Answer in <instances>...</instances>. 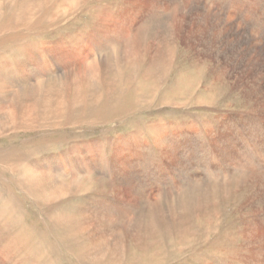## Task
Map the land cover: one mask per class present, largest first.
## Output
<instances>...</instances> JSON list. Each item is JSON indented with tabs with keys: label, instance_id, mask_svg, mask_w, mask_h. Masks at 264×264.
Here are the masks:
<instances>
[{
	"label": "rangeland",
	"instance_id": "374dc122",
	"mask_svg": "<svg viewBox=\"0 0 264 264\" xmlns=\"http://www.w3.org/2000/svg\"><path fill=\"white\" fill-rule=\"evenodd\" d=\"M29 1H31L33 4L34 2L38 4H34L38 12V17L32 21L34 26L33 28L28 26L29 31H25L27 28L20 31V33L26 36L24 38L26 40L19 42L20 44L17 42V45H19L18 47H23L25 44L24 42L35 43L37 45L36 55L38 58L36 59V64L38 66L41 64V60L45 61L48 65H52L55 62H58L57 64L59 65H61L60 63H64V65L66 64L69 67L66 68L68 72L72 73L74 69H80L81 66L83 70H86L89 66L88 63H92L93 67L95 66L94 68H96L97 65L94 60L101 55L105 56L106 58V62L104 65L109 64V66H105V69L102 68L103 71H106V74H102L101 76L98 74L95 75V77L86 78L88 82L95 80L99 82H94V84H92L93 89L91 88V86L88 87L89 89H87L88 91L86 90L87 93H85L86 97L82 96V98L84 99L80 104L75 106L74 103H71L69 104V108L65 109L64 117H66V120L64 123H66V125L64 127L53 129L52 127L44 126L42 128L36 129L33 132L29 131L28 133H14L13 135H11V138L3 139L0 141V150L4 155H6L10 163L16 162L23 157H29L30 162H32L35 158L34 155H29V153H31L32 151H36L39 157L43 155H49V148H52L53 146H46V144H50L51 141H54L57 144V148L62 151L76 150L79 147V154L86 156L89 148L94 147L95 150L100 149L99 151L104 154L102 157V162L104 163V165H99V170L104 171L100 174L94 175L93 177L95 187L87 194L77 197L70 196L66 200V203L59 205H56L55 203L44 205L45 203L42 202L39 198L34 197L32 193L22 188L23 177L19 173H15L13 172V169L9 168L4 171L0 169V197L3 196L5 191H11L16 196H18V198L15 197L17 203H19L17 204L18 211L15 214L17 216L21 215V219H19L18 222L25 227L26 231L30 233L32 237H42L44 239V242L34 245L31 248V251L27 253L25 251L29 247V243L23 242L21 245V249H18L14 253L17 261L20 264H102V262L103 264H118L119 262H121L117 261V259L112 254L113 251L114 254L118 255V257L121 255L120 250H118L119 253H115L116 248L113 243H111L112 245L110 247L109 242L105 241V244L104 242H99L100 244L95 245L96 247H93L94 244L92 242V239L94 241V238H90L91 246L93 247L92 248L90 246V242L88 241L89 239L81 235H79L78 237H74L75 240L77 239L76 241L78 245L76 244V246L74 244L76 243V241L72 238L73 236H70L68 238L64 237L65 239L63 238L59 240L54 237L56 233L55 227L57 226V222H53V220H50L49 217L48 220L47 218H45V214L49 215L54 212L57 216L58 213L63 210H68L71 212H73L74 210H80V212L88 214L86 215L87 218L85 220L86 222L89 221L87 224L92 225H106V220L104 221L102 215L105 218L111 216L119 217V221H117V223L119 225L121 224V228H123L122 230L125 232L126 230H130V234L126 238H128L132 243L133 255L128 258V262H131L132 264H252L253 261L251 257H249L251 256L250 246L255 243L257 239L264 241V237H261L262 235H264V223L261 219V213H259L260 210H258V206H264V196L262 194L260 197H258V199L254 198V193H260L256 188L257 183L255 182V180L252 178L255 184L243 183L242 181H240L242 177L240 168H238L237 170H233L224 165L225 156L221 157L220 154L216 150H214V144L212 140H210L207 133L216 129H219V131L222 130L221 133H226L225 128L222 129V120H224V117L231 118L234 113L244 114L247 112H253L254 114L264 118V103L261 97H258L259 90L257 88V85L259 82L256 81L260 79V75L256 74L255 76L251 77L248 75L237 74L236 69H234L236 64L233 59V54L223 55L224 50L227 49V47H233L234 45H236L243 35L247 37L248 44H238L241 45L240 51H255L257 43L261 39L259 29H257V26L252 22L251 14H247V16H245L241 13V10L245 9L246 7L258 8L259 5H256L257 0ZM166 1H168V4ZM154 2L156 3L154 4ZM180 2H182L181 5H179ZM193 2H195L196 6H194V10L191 11L190 14H188L187 11H190L188 10V8L190 6H193ZM209 4L215 6L216 10H221L223 7L222 5H224V15H221L222 18L217 17L213 21L214 23L204 17V7L209 6ZM153 5L154 7H152ZM225 6L227 9L225 8ZM158 13L163 15L161 16ZM168 13H170L172 16ZM166 14L169 16H167ZM21 15L25 14L22 13ZM198 15H200L202 18H200V16L198 17ZM161 17L162 20L159 21ZM170 17L172 18L170 19ZM180 20L181 22H179ZM200 22L203 23L201 24ZM149 23L151 26L153 25L152 28L149 27ZM207 24H209L210 26ZM115 25L116 30L114 29ZM164 25L166 28L164 27ZM105 27L108 28L105 29ZM178 27L179 29H177ZM163 28H165V30ZM104 29L106 30V32L111 31L115 34L114 36L111 35L109 37V40L105 43H100L102 47L100 44L98 45V47H96V44L99 43L98 37L103 35L105 31ZM148 31H150V34L147 33ZM227 32L231 34H228ZM170 33L172 34L170 35ZM215 33L217 34L215 35ZM11 34L13 33H10L8 36H4L6 38L2 37L3 40L8 38L6 40L7 43L4 42L2 44V47L7 52L5 57L6 60L9 59L10 61L12 59L15 60V56L13 55L15 52H12L13 49H11L15 46L10 43L12 41L9 37ZM27 35L29 36L27 37ZM80 35H82V40L80 39V42L78 43L75 39H77L76 36ZM230 37L232 40L229 39ZM120 38L124 39L122 40ZM250 38L252 41L250 40ZM200 39L202 43H200ZM190 40H192L193 42ZM89 42L91 43L89 44ZM198 43L200 45H198ZM112 44H115V46H117L115 47L116 51H113V48H110L112 47ZM202 44H204V47L206 44L207 45L204 48L203 46H201ZM83 45L84 47L86 46L83 49L86 56V58L82 61L83 65L82 63L73 65V61H75L74 58H70L69 62H66V53L68 55H72V52H76L77 49L81 48V46ZM211 45H213V47ZM99 46L101 48V51H99ZM145 48L147 52L146 50H142ZM170 48L172 49L170 50ZM208 48L210 52H208ZM162 51L164 53H162ZM207 52L210 55L207 54ZM92 53L95 54L96 57H89L93 55ZM203 54L204 56H202ZM124 55H126L125 58ZM152 55L154 56L152 57ZM212 55L214 56V60L212 58ZM134 56L137 57V60L135 62L131 59V57L135 58ZM148 57H152L154 59H152L151 61V58L149 59ZM169 58L173 62L171 60L169 61ZM198 59L199 61L197 63ZM211 59L213 60V63ZM129 63L132 64L133 69H131L130 67L131 73L129 77H127L128 90L126 93V89L125 91L124 89H122V83L126 80L115 77V72H113V69L116 65L122 66ZM196 64H198V66ZM76 65L77 67H75ZM151 67H153L154 69ZM157 70H160V75L158 76L159 82L157 84H154L149 78H152L156 74ZM54 78V76L50 77V79ZM108 79L114 81L116 86L113 95H111L112 98L110 99L109 103L107 105L105 104V106L103 107V105L97 102V96L99 95V93L106 94L105 92L108 90V87H110V85L108 84ZM67 80H73L72 76L67 77ZM128 80L130 81V83L128 82ZM104 83H106V86ZM68 84L70 86L67 87V92H65L69 96H71V92L73 94V89H71L72 85L69 82L66 83L67 86ZM86 84L87 83L83 85L85 86ZM143 87L147 89V100L144 102H134L131 103V107H125V103L127 101L130 103L131 100L135 98V95L132 94V90L139 91ZM68 88L70 90H68ZM148 88L152 91H149ZM127 95H129L130 97ZM72 98L73 97H71V102H73ZM85 99H88L89 101ZM107 99L109 98L104 97V100ZM169 101L172 103L170 106H168V104L170 103ZM230 102L233 103L231 104ZM85 108L88 110L86 111ZM254 109L256 112H254ZM120 110L123 112H121ZM82 111L84 114L82 113ZM5 116L7 117L6 114ZM218 117L223 118L218 119ZM262 120L263 119L256 118L258 132L254 133V136H251L252 141L251 138L248 140V146H250H247V151H249V154H251L252 156H255L258 159L260 158L263 162L264 120ZM162 125L169 126L170 132L179 134V138L177 140L175 138V140L178 144V150H180V152L184 150L185 146H189L188 150L190 149L192 155L188 159H190L189 161L192 164H196L199 162V168L196 167L197 169H195V172L198 171L197 179L198 177H200L202 179L201 182H194V180H192L194 174L192 172L182 170L184 175L187 176V178L185 179L188 180L189 178L190 181L184 179V186L179 190H176V186H173V184L175 183L171 184L170 182L168 184L165 183L164 180L162 181V178H160L159 176L154 177L146 175L147 171L150 170V168H154L155 164H158V169L160 171H164L165 167H173L172 165H165V158L163 159L161 152H159L161 150H157V145L156 148L153 147L155 143L153 142L155 140L153 138H155V133H157V130H153L152 127L163 128L161 127ZM190 129L193 131L195 130L196 137H193L192 139L187 138L186 136ZM139 130H141L140 133L142 134V142L148 145L149 143L152 144V148H146V162L143 163V165L140 164V160L134 161L138 162L140 169L139 171H141L139 173V178L140 182L142 183L139 182L140 184H137V181L135 180L133 181L134 184L131 182V188L129 185L123 184L124 190L121 188L123 186H119L114 190L113 188H111V185L116 182L117 177L113 175L115 173H111V171H109L111 168V160L114 158V156L116 157L117 155V159H120L119 161L130 159L129 161L132 162V160H134L135 156H137L138 154L137 151H135L133 155L122 154L120 153L119 147L118 150H116L117 144L122 139L126 138L127 140L130 136L132 137L133 135L137 134ZM219 131L216 130V133L218 134ZM234 131L236 130H232V132ZM188 139L190 140V143L186 144L185 140ZM260 141L262 142L260 143ZM210 142L212 144H210ZM162 152L163 155H165L166 149L162 150ZM197 156L199 158H197ZM133 165L134 163H132L131 166ZM123 168L121 167L122 170ZM167 171L174 172L171 170ZM180 181H183L181 177L178 179V184ZM241 182L242 184H244L243 186H241ZM253 185H255V187ZM126 186H128L129 189ZM101 187H103L105 191H102ZM126 188L128 189L127 191ZM146 194H149V196L147 197ZM208 196L211 198V202H209L208 204L209 206L206 205L208 202ZM196 197L197 199L199 198L198 202L195 200ZM93 198H110L113 202H110L109 204L102 203L103 209H101L99 206L93 205L94 202L91 201V199ZM216 199L219 200L218 205L213 204V200L215 203ZM253 199L255 201L257 200L256 203L258 204H256ZM192 202L194 204H192ZM168 206L171 207L173 213L172 218H169L166 213L160 212L162 207L163 210H167ZM179 207L182 209H180L179 211L175 210V208L178 209ZM198 207L201 211L198 209ZM105 209H110L111 211L105 212ZM195 209L197 211H195ZM95 214L99 216L98 220H96L97 216L95 218ZM123 217H127L128 220ZM153 217L155 218V221L151 222L153 220ZM208 220L210 221L208 222ZM0 221H2L1 217ZM70 221L71 218H69L67 222ZM71 222L76 221L72 220ZM144 227L145 229H143ZM245 227H247L248 229ZM208 228L209 230H207ZM166 229L168 230L166 231ZM252 230H254L255 233ZM257 231L259 233H257ZM244 233H248V235L246 234L247 238L245 237ZM188 234L191 235L189 236ZM197 234L198 236H196ZM2 236L0 237V249L4 248L3 245L8 246L10 241V239L8 238V234L5 233ZM251 236H254L253 238L256 240L251 238ZM65 240L67 243L65 242ZM179 240L180 242H178ZM83 242L87 243L84 244ZM89 246L91 248L88 250ZM82 249L84 252L79 251H82ZM84 249H87L88 251ZM92 249H94L95 252H93L94 250L92 251ZM138 249H144V251L146 250V263H141V260H138L140 259L139 257H141L139 256L141 253ZM75 250L78 252H76ZM77 253H81V255L83 256L79 257L80 254L78 255ZM86 253L88 255H86ZM89 255L90 258L92 257L91 259H88ZM246 257H248V259Z\"/></svg>",
	"mask_w": 264,
	"mask_h": 264
},
{
	"label": "bare ground",
	"instance_id": "6f19581e",
	"mask_svg": "<svg viewBox=\"0 0 264 264\" xmlns=\"http://www.w3.org/2000/svg\"><path fill=\"white\" fill-rule=\"evenodd\" d=\"M89 1V0H88ZM160 1V0H159ZM190 1V0H189ZM188 1V2H189ZM195 1V0H194ZM216 1V0H215ZM162 2V1H161ZM168 4V1H166ZM213 2V1H212ZM236 2V1H235ZM88 3V2H87ZM156 2H154L155 4ZM182 2H180L179 5H181ZM185 3V2H184ZM35 5H38L37 3L34 2ZM31 1L29 0H0V141L3 139H9L11 138V135L14 133H28L29 131L33 132L36 129L42 128L44 126H49L52 127L53 129L59 128V127H64L66 125L65 120L66 117H64L65 109L69 108V104L74 103V105H78L82 102L84 98L82 96H85V93H87L88 87L94 84V82H99V81H90L86 79L87 77H95V75H102L106 74L105 66L108 67V65H104L106 62L105 56L101 55L97 58H95L94 62L96 63L97 67L94 68L92 63H88V67L86 70L82 69V66L80 69L76 68L73 70L72 73H69L66 68H69L66 64L60 63L61 65L57 64L58 62H55L54 64H46L45 61L41 60V64L38 66L36 64V59L38 58L36 53H37V45L35 43H26L24 42L23 47H18L17 45L21 41H25L24 39L26 36H24L22 33H20L21 30L26 29L25 31H29L28 26L33 28V20L38 17V12L37 9ZM177 4V3H176ZM263 4V5H262ZM259 5L258 8H251V7H246L245 9L241 10V13L245 16L247 14H251L252 22L257 26L256 28L259 29V33L261 36L260 41L257 43L255 51L252 50H243L240 51V46L238 44H248L247 42V37L245 35L241 36L240 40L236 45L233 47H227V49L224 50V54H233V59L235 61V68L237 71V74L239 75H248V76H255L256 74L260 75V79L256 80L258 83L257 88L259 90L258 97L263 100L264 103V3L263 0H257V4ZM261 5V6H260ZM121 6V5H120ZM160 6V5H159ZM162 6V5H161ZM169 6V5H168ZM178 6V5H177ZM185 6V5H184ZM188 6V5H187ZM194 6H196L195 2H193V6H190L187 11L188 14L191 13V11L194 10ZM221 10H216L215 6L209 4V6L204 7V17L209 19L210 21H214L217 17H221V15H224V5H222ZM241 6V5H240ZM244 6V5H243ZM154 7V5L152 6ZM174 7V6H173ZM101 8V7H100ZM157 8V6H156ZM160 8V7H159ZM167 8V7H166ZM171 8V7H170ZM226 8V6H225ZM242 8V7H241ZM176 9V7H175ZM227 9V8H226ZM239 9V8H238ZM182 10V9H181ZM196 10V9H195ZM230 10V9H229ZM228 10V11H229ZM233 10V9H232ZM146 11V10H145ZM160 11V10H159ZM177 11V10H176ZM240 11V10H239ZM158 12V11H157ZM163 12V11H162ZM161 12V13H162ZM173 12V11H172ZM183 12V11H182ZM181 12V13H182ZM201 12V11H200ZM231 12V11H230ZM24 13L25 15H21ZM151 13V12H150ZM156 13V12H155ZM180 13V12H179ZM197 13V12H196ZM232 13V12H231ZM147 14V13H146ZM153 14V13H152ZM157 14V13H156ZM160 14V13H158ZM170 14V13H168ZM198 14V13H197ZM239 14V13H238ZM241 14V15H242ZM59 15V14H58ZM150 15V14H149ZM161 15V14H160ZM163 15V14H162ZM161 15V16H162ZM167 15V14H166ZM171 15V14H170ZM179 15V14H178ZM183 15V14H182ZM65 16V15H64ZM99 16V15H98ZM158 16V15H157ZM169 16V15H167ZM172 16V15H171ZM200 15H198L199 17ZM232 16V15H231ZM149 17V16H148ZM156 17V16H155ZM203 17V18H204ZM224 17V16H223ZM172 17H170L171 19ZM193 18V17H192ZM197 18V17H196ZM200 18H202L200 16ZM205 18V19H206ZM222 18V17H221ZM149 19V18H148ZM169 19V18H168ZM182 19V18H181ZM228 19V17H227ZM243 19V18H242ZM38 20V19H37ZM100 20V19H99ZM162 20L159 19V21ZM164 20V19H163ZM194 20V19H193ZM106 21V20H105ZM221 21V20H220ZM25 22V23H22ZM126 22V21H125ZM150 22V21H149ZM163 22V21H162ZM181 22V20L179 21ZM184 22V20H183ZM198 22V21H197ZM228 22V21H227ZM232 22V21H231ZM230 22V23H231ZM22 23V24H21ZM148 23V22H147ZM201 24L203 22H200ZM206 23V22H205ZM204 23V24H205ZM214 23V22H213ZM220 23V22H219ZM218 23V24H219ZM224 23V22H223ZM222 23V24H223ZM114 24V23H113ZM221 24V25H222ZM110 25V24H109ZM163 25V24H162ZM161 25V26H162ZM200 25V24H199ZM209 25V24H207ZM212 25V23H211ZM215 25V24H213ZM236 25V24H235ZM245 25V24H244ZM102 26V25H101ZM153 26V25H152ZM152 26L149 23V27L152 28ZM158 26V25H157ZM160 26V25H159ZM177 26V25H176ZM210 26V25H209ZM225 26V25H224ZM165 27V25H164ZM175 27V26H174ZM192 27V26H191ZM205 27V25H204ZM233 27V26H232ZM239 27V26H238ZM30 28V29H31ZM108 28V27H107ZM105 27V29H107ZM116 28V25L114 29ZM137 28V27H136ZM157 28V27H156ZM162 28V27H160ZM166 28V27H165ZM165 28H163L165 30ZM169 28V27H168ZM167 28V29H168ZM104 29V30H105ZM123 29V28H122ZM135 29V28H134ZM142 29V28H140ZM138 29V30H140ZM162 29V30H163ZM171 29V27H170ZM174 29V28H173ZM179 29V27L177 28ZM204 29V28H203ZM201 29V30H203ZM207 29V28H206ZM103 30V31H104ZM112 30V29H111ZM116 30V29H115ZM126 30V29H124ZM128 30V29H127ZM148 30V29H147ZM159 30V29H157ZM161 30V31H162ZM169 30V29H168ZM151 31V29H150ZM148 31L147 33H149ZM178 31V30H177ZM183 31V30H182ZM180 31V32H182ZM215 31V30H214ZM220 31V30H219ZM228 31V29H227ZM120 32V31H119ZM129 32V31H128ZM155 32V31H154ZM163 32V31H162ZM221 32V31H220ZM230 32V31H229ZM10 33L11 34L9 37L11 39L12 43L15 47L11 48L13 49L12 52H15L13 55L15 56L12 62L9 59L6 60V51L2 47V44L6 42L5 39L3 40L2 37L8 36ZM31 33V32H30ZM136 33V32H135ZM134 33V34H135ZM138 33V32H137ZM173 33V32H172ZM170 33V35L172 34ZM228 33V32H227ZM34 34V33H33ZM114 32L106 30L104 31L103 35L98 37V44H96V47L100 43H105L106 41L109 40V37L111 35L114 36ZM133 34V35H134ZM141 34V33H140ZM150 34V33H149ZM197 34V33H196ZM217 33H215L216 35ZM231 34V33H228ZM32 35V34H31ZM30 35V36H31ZM90 35V34H89ZM95 35V34H94ZM127 35V33H126ZM142 35V34H141ZM145 35V34H144ZM203 35V33H202ZM248 35V34H247ZM24 36V37H23ZM29 35H27L28 37ZM81 36H76L77 39H75L78 43L80 42ZM137 36V35H136ZM158 36V35H155ZM162 36V35H161ZM174 36V35H173ZM223 36V35H222ZM91 37V36H90ZM194 37V36H192ZM191 37V38H192ZM6 38V37H4ZM96 38V37H95ZM118 38V35H117ZM135 38V37H134ZM146 38V37H145ZM157 38V37H156ZM190 38V39H191ZM196 38V37H195ZM206 38V37H205ZM204 38V39H205ZM35 39V38H34ZM122 39V38H120ZM124 39V38H123ZM122 39V40H123ZM160 39V38H159ZM168 39V38H167ZM194 39V38H193ZM213 39V38H209ZM219 39V38H218ZM230 40L231 37L229 38ZM237 39V38H236ZM18 40V41H17ZM20 40V41H19ZM82 40V39H81ZM85 40V39H84ZM115 40V39H114ZM113 40V41H114ZM118 40V39H117ZM158 40V39H157ZM162 40V39H161ZM206 40V39H205ZM204 40V41H205ZM224 40V39H223ZM228 40V39H227ZM229 40V41H230ZM251 40V38H250ZM62 41V40H61ZM88 41V40H87ZM112 41V42H113ZM134 41V40H133ZM192 41V40H190ZM207 41V40H206ZM214 41V40H213ZM252 41V40H251ZM9 42V40H8ZM18 42V43H17ZM58 42V41H57ZM96 42V41H95ZM115 42V41H114ZM113 42V43H114ZM149 42V41H148ZM193 42V41H192ZM191 42V43H192ZM217 42V41H216ZM7 43V42H6ZM91 42H89L90 44ZM120 43V42H119ZM200 43L201 39H200ZM204 43V42H203ZM212 43V42H211ZM215 43V42H213ZM218 43V42H217ZM20 44V43H19ZM84 44V42H83ZM88 44V43H87ZM195 44V43H194ZM253 44V43H252ZM9 45V44H7ZM101 45V44H100ZM106 45V44H105ZM175 45V44H174ZM198 45H200L198 43ZM202 44L201 46H203ZM207 45V44H206ZM205 45V47H206ZM238 45V46H237ZM245 45V46H246ZM4 46V45H3ZM45 46V45H44ZM48 46V45H46ZM56 46V45H55ZM58 46V45H57ZM89 46V45H88ZM104 46V45H103ZM176 46V45H175ZM213 47V45H211ZM253 46V45H252ZM13 47V46H12ZM60 47V45H59ZM86 47V46H85ZM84 45L81 46V48L77 49V51L72 52V55H68L66 53V62H69L70 58H74L75 61H73L74 64H81L82 61L86 58L85 53H84ZM102 47V45H101ZM115 44H112L113 51L115 50ZM172 47V46H171ZM204 47V46H203ZM204 47V48H205ZM209 47V46H207ZM49 48V47H48ZM56 48V47H55ZM148 48V47H147ZM152 48V46H151ZM59 49V48H58ZM172 48H170L171 50ZM211 49V48H210ZM9 50V49H8ZM57 50V49H56ZM120 50V49H119ZM142 50H146L142 49ZM141 50V51H142ZM150 50V49H149ZM200 50V49H199ZM206 50V49H205ZM10 51V50H9ZM99 51H101V48L99 46ZM160 51V50H159ZM165 51V49H164ZM213 51V50H212ZM211 51V52H212ZM215 51V50H214ZM11 52V51H10ZM87 52V51H86ZM92 52V50H91ZM147 52V50H146ZM155 52V51H154ZM186 52V51H185ZM193 52V51H192ZM208 52L209 48H208ZM207 52V54H209ZM9 53V52H8ZM90 53V52H89ZM159 53V52H158ZM162 53H164L162 51ZM57 54V53H56ZM93 54V53H92ZM133 54V53H132ZM157 54V53H156ZM198 54V53H197ZM214 54V53H213ZM218 54V53H217ZM8 55V54H7ZM12 55V54H11ZM12 55V56H13ZM144 55V54H143ZM146 55V53H145ZM158 55V54H157ZM189 55V54H188ZM196 55V54H195ZM210 55V54H209ZM109 56V55H108ZM126 55H124L125 58ZM132 56V55H131ZM150 56V55H148ZM154 55H152L153 57ZM173 56V55H172ZM200 56V55H199ZM198 56V57H199ZM204 56V54L202 55ZM218 56V55H217ZM59 57V56H58ZM63 57V56H62ZM89 57H96L95 54L89 56ZM130 57V56H129ZM135 58H132V61H136L137 57L134 56ZM146 57V56H144ZM151 58L152 59L154 58ZM170 57V56H169ZM175 57V56H174ZM214 56L212 55V58ZM220 57V56H219ZM13 58V57H12ZM149 58V57H148ZM149 58V59H150ZM202 58V57H201ZM206 58V57H204ZM203 58V59H204ZM112 59V57H111ZM158 59V58H157ZM174 59V58H173ZM196 59V58H195ZM210 59V58H208ZM207 59V60H208ZM220 59V58H219ZM64 60V58H63ZM139 60V58H138ZM171 59L169 58V61ZM212 60V59H211ZM214 60V58H213ZM212 60V63H213ZM72 61V60H71ZM109 61V60H108ZM115 61V60H114ZM172 61V60H171ZM199 59L197 60L198 63ZM65 62V63H66ZM167 62V61H166ZM173 62V61H172ZM178 62V61H177ZM191 62V61H190ZM113 63V62H112ZM154 63V62H153ZM161 63V62H160ZM169 63V62H168ZM167 63V64H168ZM204 63V62H202ZM209 63V61H208ZM143 64V63H142ZM83 65V63H82ZM116 65V64H115ZM151 65V64H150ZM198 66V64H196ZM111 66V65H110ZM77 67V65L75 66ZM112 67V66H111ZM115 68L113 69V72H115L114 76L117 78L125 79L126 81L122 83V89H126L127 93V77H129L131 73V69H133L132 64H126V65H116L114 66ZM131 67V69H130ZM168 67V66H167ZM94 68V69H93ZM103 68V69H102ZM153 68V67H151ZM157 68V67H156ZM169 68V67H168ZM167 68V69H168ZM171 68V65H170ZM175 68V67H174ZM154 69V68H153ZM162 69V68H161ZM165 69V68H164ZM194 69V68H193ZM202 69V68H201ZM163 70V69H162ZM199 70V69H198ZM225 70V69H224ZM229 70V69H228ZM227 70V71H228ZM160 70H157L156 74L152 77L149 78L151 79L152 83L157 84L159 82L158 76L160 75L159 73ZM154 72V71H153ZM189 72V71H188ZM192 72V71H190ZM197 72V71H196ZM149 73V72H148ZM186 73V72H185ZM195 73V72H194ZM199 73V72H198ZM154 74V73H153ZM188 74V73H187ZM112 75V74H111ZM193 75V74H192ZM199 75V74H198ZM224 75V74H223ZM236 75V74H235ZM51 76H54V79H50ZM72 76L73 80H67V77ZM220 76V75H219ZM167 77V76H166ZM196 77V76H195ZM226 77V76H225ZM144 78V77H143ZM219 78V77H218ZM245 78V76H244ZM107 79V78H106ZM105 79V80H106ZM145 79V78H144ZM143 79V80H144ZM165 79V78H164ZM196 79V78H195ZM249 79V78H248ZM109 80V85L108 90L105 92L106 94L99 93L97 96V102L105 106L107 105L112 98L111 95H113L115 91V82ZM148 80V77H147ZM163 80V79H162ZM216 80V79H215ZM214 81V80H213ZM246 81V80H245ZM69 82L72 85L73 89V94L71 92V96H69L66 92L67 87L66 83ZM107 82V81H106ZM130 83V81L128 80ZM147 82V81H145ZM186 82V81H185ZM87 83L85 86L83 84ZM102 83V82H101ZM132 83V82H131ZM238 83V82H237ZM106 86V83H104ZM146 84V83H145ZM148 84V83H147ZM187 84V83H186ZM195 84V83H194ZM222 84V83H221ZM58 85V86H57ZM80 85V86H79ZM227 85V84H226ZM233 85V84H232ZM97 86V85H96ZM148 86V85H147ZM188 86V85H187ZM192 86V85H191ZM211 86V85H210ZM248 86V85H247ZM142 87V86H141ZM184 87V86H183ZM186 87V86H185ZM150 88V87H149ZM149 91H152L149 89ZM243 88V87H242ZM93 89V88H92ZM95 89V88H94ZM153 89V88H152ZM213 89V88H212ZM233 89V88H232ZM247 89V88H246ZM68 90H70L68 88ZM87 90V91H86ZM237 90V89H236ZM251 90V89H250ZM253 90V89H252ZM66 91V92H65ZM86 91V92H85ZM135 95V98L131 100V102L128 104L127 102L125 103V107H131V103H136V102H144L147 100V89L142 88L139 91L132 90ZM188 91V90H187ZM90 92V91H89ZM23 93V94H22ZM84 93V95H83ZM125 94V93H124ZM252 94V93H251ZM68 95V96H67ZM109 95V96H108ZM248 95V94H247ZM129 96V95H127ZM239 96V95H238ZM71 97L73 102H71ZM104 97H108L109 99L104 100ZM124 97V96H123ZM130 97V96H129ZM150 97V96H149ZM184 98V96H183ZM254 98V97H253ZM202 99V98H201ZM200 99V101H201ZM88 100V99H85ZM94 100V99H93ZM124 100V99H123ZM187 100V99H186ZM256 100V99H255ZM89 101V100H88ZM119 101V100H117ZM116 101V102H117ZM95 102V101H94ZM163 102V101H162ZM170 102V101H169ZM175 102V101H173ZM206 102V101H205ZM209 102V101H208ZM214 102V101H213ZM259 102V101H258ZM97 103V104H98ZM231 104L233 102H230ZM124 104V102H123ZM172 103L170 102L168 106H170ZM259 104V103H258ZM100 105V107H101ZM111 105V104H110ZM116 105V104H115ZM120 105V104H119ZM118 105V106H119ZM180 105V104H179ZM178 105V106H179ZM182 105V104H181ZM216 105V104H215ZM174 106V104H173ZM72 107V106H71ZM108 107V106H107ZM117 107V106H114ZM120 107V106H119ZM124 107V105H123ZM138 107V106H137ZM211 107V106H210ZM249 107V106H248ZM183 108V107H182ZM264 108V107H263ZM86 109V108H85ZM89 109V107H88ZM86 109V111L88 110ZM128 109V108H127ZM132 109V108H131ZM129 110V109H128ZM252 110V109H251ZM121 111V110H120ZM123 112V111H121ZM240 112V110H239ZM254 112L255 109H254ZM7 117L5 116V114ZM83 113V111H82ZM125 113V112H124ZM244 113V112H243ZM84 114V113H83ZM87 114V113H86ZM247 114V115H246ZM222 115V114H221ZM235 115V116H234ZM231 118L229 117H218V119L223 118V128H225L226 133H221L219 129H216L219 131V133H216V130L210 131L207 133L209 136L210 140L213 142V146L215 147L214 150H216L221 157L225 156L224 158V165L227 166L228 168H231L233 170H237L238 168L241 169V180L243 183H257V190L260 193H254L253 196L254 198L258 199L262 194L264 196V161L262 162L261 159L256 158L255 156H252L249 154V151H247V146L249 143V139L251 136H254V133L258 132L257 128V119H263V117H260L253 112H247L244 114H236L234 113ZM262 116V115H261ZM264 116V114H263ZM171 117V116H170ZM196 118V117H195ZM229 118V119H228ZM247 119V120H246ZM262 120V121H263ZM215 122V121H214ZM204 123V122H203ZM218 124V123H217ZM154 125V124H153ZM230 126V127H227ZM161 127L163 128H156L152 127L153 130H157V133H155V139L153 142L154 146L156 148L157 145V150L160 149L162 157L164 159L165 165H172L173 167L166 168L164 171H160L158 169V164L154 165V168H150V170L147 171L146 175L147 176H159L162 178V181L164 180L165 183H175L173 186H176V190H179L181 187H183V182L187 179V176L184 175L182 170H185L187 172H192L194 174V177L192 180L194 182H201L202 179L198 177V171L195 172L196 167L199 168V162L196 164H192L188 159L192 154L190 149L188 150L189 146H185L184 150L180 152L178 150V144L176 140L179 138L178 133H172L169 131L170 127L169 126H164L162 125ZM172 127V126H171ZM206 127V126H205ZM217 127V126H216ZM219 127V126H218ZM261 127V126H260ZM134 128V127H133ZM260 129V128H259ZM264 129V128H263ZM232 130H236L232 132ZM261 130V129H260ZM259 130V131H260ZM137 131V130H135ZM141 130L132 137L130 136L127 140L122 139L118 144H117V149L118 147L120 149V153L125 154V155H133L135 151L138 152L137 156H135L134 160L129 161L130 159L122 160L119 161L116 157L111 160V168L109 171L111 173H115L116 182L111 185V188L114 190L118 188L119 186L124 185H129L131 188V182L137 181V184L140 182L139 178V165L138 162H134L136 160H140V164L143 165V163L146 162L145 156L147 155L146 153V148L152 146V144L149 143H143L141 140ZM149 132V131H148ZM52 134V133H51ZM151 134V133H150ZM258 135V134H256ZM120 136V135H119ZM151 136V135H150ZM187 138L192 139L193 137H196L195 135V130H189L188 133L186 134ZM13 137V136H12ZM176 138V140H175ZM150 139V138H149ZM114 140V139H113ZM195 140V139H194ZM180 141V140H179ZM186 144L190 143V140H185ZM192 141V140H191ZM252 141V138H251ZM255 141V140H254ZM146 142V140H145ZM152 142V143H153ZM193 142V141H192ZM262 141H260L261 143ZM121 143V144H120ZM185 143V142H184ZM252 143V142H251ZM259 143V142H258ZM259 143V144H260ZM120 144V145H119ZM210 144H212L210 142ZM45 145V144H44ZM52 145V148H49V155H43L41 157L38 156V153L36 151H32L29 153V155H34L35 158L33 159L32 162H30L29 157H23L19 159L16 162H9L7 159L6 155H4L1 150H0V166L1 170L4 171L7 168L13 169V172L19 173L23 177V183H22V188L27 190L28 192L32 193L34 197L39 198L42 202H44V205L48 204H63L66 203V200L68 197L72 196H81L84 194H87L89 191H91L94 187L95 184L93 182V177L96 174H100L103 171L99 170V165H104L102 162V157L103 153L100 152V149H96L94 147H90L88 150L87 155L83 156L79 154V147L76 150H71V151H62L57 148V144L54 141H51L50 144H46V146ZM116 146V145H115ZM193 146V145H192ZM250 146V145H249ZM248 146V147H249ZM252 146V145H251ZM101 147V146H100ZM213 147V148H214ZM63 148V147H62ZM152 148V147H151ZM192 148V147H191ZM58 149V150H57ZM166 149L165 155H163L162 150ZM259 149V148H258ZM60 150V151H59ZM85 150V149H84ZM170 152H169V151ZM237 151V153H236ZM118 153V152H117ZM170 153V154H169ZM116 154V153H115ZM215 154V152H214ZM120 155V154H119ZM195 155V154H194ZM256 155V154H255ZM196 156V155H195ZM128 157V156H127ZM124 157V158H127ZM202 157V156H201ZM130 158V157H129ZM197 158H199L197 156ZM203 158V157H202ZM123 159V158H122ZM206 160V159H205ZM193 161V160H192ZM198 161V160H197ZM220 161V160H219ZM223 162V160H222ZM132 163H134L133 166ZM208 163V162H207ZM131 164V165H130ZM153 165V164H152ZM223 165V166H224ZM224 166V167H225ZM123 168V170L121 169ZM132 167V168H131ZM175 167V168H174ZM208 167V166H206ZM204 168V167H203ZM226 168V167H225ZM167 170H171L174 172H168ZM122 171V172H121ZM143 171V170H142ZM228 171V170H226ZM121 172V173H120ZM231 172V171H230ZM237 172V171H236ZM144 173V172H142ZM240 173V171H239ZM227 174V173H226ZM213 175V174H212ZM1 176V173H0ZM146 176V177H147ZM215 176V175H214ZM220 176V175H219ZM222 176V175H221ZM153 177V178H154ZM182 178L183 181H180L178 184V179ZM210 177V176H208ZM191 178V177H190ZM255 182H254V180ZM158 179V177H157ZM156 179V180H157ZM185 179V180H184ZM206 179V178H205ZM210 179V178H209ZM227 179V178H226ZM189 180V178H188ZM187 180V181H188ZM114 181V180H113ZM190 181V180H189ZM223 181V179H222ZM155 182V181H154ZM210 182V181H209ZM243 186L244 184H242ZM142 183V182H140ZM139 183V184H140ZM177 183V184H176ZM134 184V183H133ZM150 184V183H149ZM170 184V185H171ZM197 184V183H196ZM218 184V183H217ZM147 185V184H146ZM209 185V184H208ZM225 185V184H224ZM135 186V185H134ZM133 186V187H134ZM252 186V185H251ZM255 187V185H253ZM110 187V186H109ZM128 188V186H126ZM132 187V188H133ZM140 187V186H139ZM195 187V186H194ZM102 191H105L103 187ZM122 189L124 188L121 187ZM126 188V191L129 189ZM135 189V188H134ZM113 190V191H114ZM124 190V189H123ZM143 190V189H142ZM141 190V191H142ZM218 190V189H217ZM220 190V189H219ZM120 191V190H119ZM131 191V190H130ZM140 191V190H139ZM112 192V191H111ZM135 192V191H133ZM149 192V191H148ZM252 192V191H251ZM250 192V193H251ZM105 193V192H104ZM114 193V192H113ZM112 193V194H113ZM121 193V192H120ZM142 193V192H141ZM253 193V192H252ZM134 194V193H133ZM144 194V193H143ZM212 194V193H211ZM120 195V194H119ZM131 195V194H130ZM135 195V194H134ZM147 195V194H146ZM132 196V195H131ZM149 194L147 195V197ZM16 196L13 192L11 191H5L3 196L0 197V217L2 218V221H0V237L3 234H8V238L10 239L9 245L4 246L3 249H0V264H20L16 257L14 256L15 251L18 249H21V245L23 242H28L29 247L26 249V253L31 251V248L34 245L40 244L44 242V239L42 237H37L34 238L30 233H28L25 229V227L18 222L19 219H21V215H16L15 213L18 211V206ZM119 197V196H118ZM212 197V195H211ZM250 197V196H248ZM124 198V197H123ZM128 198V197H127ZM146 198V197H145ZM147 199V198H146ZM199 199V198H198ZM198 199L196 197V201L198 202ZM203 199V198H202ZM249 199V198H248ZM264 199V198H263ZM153 200V199H152ZM194 200V199H193ZM204 200V199H203ZM246 200V199H245ZM254 200V199H253ZM70 201V200H69ZM93 201V205L99 206L101 209H103L102 203H107L109 204L110 202H113L110 198L108 199H100V198H93L91 199ZM144 201V199H143ZM252 201V199H251ZM250 201V202H251ZM255 201V200H254ZM257 201V200H256ZM255 201V203H256ZM180 202V201H179ZM207 202V201H206ZM211 202V198L208 196V202L206 205ZM88 203V202H87ZM92 203V202H91ZM123 203V202H122ZM121 203V204H122ZM254 203V202H253ZM252 203V204H253ZM192 204H194L192 202ZM213 204L218 205L219 200L216 199V202ZM258 204V203H256ZM92 205V207H93ZM126 205V204H125ZM132 205V204H131ZM134 205V204H133ZM147 205V204H146ZM212 205V204H211ZM210 205V206H211ZM251 205V203H250ZM263 205V204H262ZM95 206V207H96ZM109 206V205H108ZM119 206V205H118ZM209 206V205H208ZM253 206V205H252ZM255 206V205H254ZM61 207V206H60ZM59 207V208H60ZM114 207V206H113ZM132 207V206H131ZM140 207V206H139ZM260 210L259 213H261V219L264 223V206H258ZM63 208V207H62ZM65 208V207H64ZM97 208V207H96ZM98 208V209H100ZM205 208V207H204ZM66 209V208H65ZM121 209V208H120ZM129 209V208H128ZM137 209V208H136ZM145 209V208H144ZM182 208H175V210H180ZM199 209V207H198ZM200 210V209H199ZM246 210V209H245ZM79 211V212H78ZM97 211V210H96ZM105 212L111 211L110 209H105ZM139 211V210H138ZM195 211H197L195 209ZM201 211V210H200ZM239 211V210H238ZM263 211V212H262ZM90 212V211H89ZM99 212V211H98ZM116 212V211H115ZM121 212V211H119ZM125 212V211H124ZM160 212H164L167 214L169 218L173 217V213L171 210V207L168 206L167 210H163V207L161 208ZM88 213V212H87ZM93 213V212H92ZM96 213V212H95ZM113 213V212H112ZM111 213V214H112ZM175 213V212H174ZM188 213V212H187ZM256 213V212H255ZM118 214V213H117ZM129 214V213H128ZM237 214V212H236ZM245 214V213H243ZM86 215L83 212H80V210H74L73 212L68 211V210H63L58 215L53 212L52 214L46 215L45 218L50 220H53L57 222V226L55 227L56 233L54 237L59 240L63 239L64 237L68 238L70 236L78 237L79 235L83 237H87L89 242L91 241L90 238H94V241L92 239V242L94 244L93 247H96L95 245L100 244L101 242L105 244L106 242L113 243L115 245L116 251L115 253H119L118 250H120L121 255L118 257V255L114 254L112 251V254L114 257L117 259V261H121L118 264H132L131 262H128V258L131 257L132 254V243L131 241L126 238L130 234V230L123 231L121 228V224L119 225L117 221H119V217H108L105 218L103 215L102 217L104 218V221L106 220V225H97V224H87L86 222ZM123 215V213H122ZM213 215V214H212ZM216 215V214H215ZM241 215V214H240ZM248 215V213H247ZM95 214V218H96ZM165 216V214H164ZM179 216V215H178ZM90 217V216H88ZM184 217V216H183ZM217 217V216H216ZM71 218V221H76V222H67L68 219ZM99 216H97L96 220H98ZM126 218L127 217H123ZM135 218V217H134ZM168 218V219H169ZM251 218V217H250ZM258 218V217H257ZM152 219V218H151ZM165 219V218H164ZM49 220V219H48ZM95 220V221H96ZM128 220V219H127ZM141 220V219H140ZM178 220V219H177ZM242 220V219H241ZM248 220V219H247ZM250 220V219H249ZM253 220V219H251ZM21 221V220H20ZM85 221V222H84ZM155 218L153 217V220L151 222H154ZM210 220H208L209 222ZM237 221V220H236ZM245 221V220H244ZM256 221V220H255ZM98 222V221H97ZM182 222V221H181ZM248 222V221H247ZM261 222V221H260ZM92 223V222H91ZM101 223V222H100ZM188 223V222H187ZM253 223V222H252ZM105 224V222H104ZM134 224V223H133ZM156 224V223H155ZM163 224V223H162ZM173 224V223H172ZM254 224V223H253ZM262 224V223H261ZM208 225V224H207ZM138 226V225H137ZM148 226V225H147ZM151 226V225H150ZM157 226V225H156ZM175 226V225H174ZM237 226V225H236ZM243 226V225H242ZM255 226V225H254ZM257 226V225H256ZM263 226V225H262ZM127 227V226H126ZM130 227V226H128ZM153 227V226H152ZM158 227V226H157ZM261 227V226H260ZM132 228V227H131ZM136 228V227H135ZM179 228V227H178ZM238 228V227H237ZM244 228V227H243ZM247 228V227H245ZM258 228V227H257ZM256 228V229H257ZM140 229V228H139ZM145 229V227L143 228ZM156 229V228H155ZM170 229V228H169ZM172 229V228H171ZM248 229V228H247ZM250 229V228H249ZM253 229V227H252ZM29 230V229H28ZM151 230V229H150ZM168 229H166L167 231ZM209 230V228L207 229ZM241 230V229H240ZM258 230V229H257ZM138 231V230H137ZM149 231V230H148ZM187 231V230H186ZM205 231V230H204ZM218 231V230H217ZM239 231V229H238ZM242 231V230H241ZM246 231V230H245ZM244 231V232H245ZM248 231V230H247ZM251 231V230H250ZM254 231V230H252ZM34 233V232H33ZM162 233V232H161ZM167 233V232H166ZM184 233V232H183ZM250 233V232H249ZM253 233V232H252ZM255 233V231H254ZM257 233H259L257 231ZM14 234V235H12ZM147 234V233H146ZM150 234V233H149ZM169 234V233H168ZM199 234V233H198ZM198 234L196 236H198ZM213 234V233H212ZM245 234V233H244ZM248 235V233H246ZM245 234V237H246ZM39 235V234H38ZM138 235V234H137ZM189 235V234H188ZM191 235V234H190ZM189 235V236H190ZM210 235V234H209ZM217 235V234H216ZM243 235V234H242ZM132 236V235H131ZM136 236V235H135ZM175 236V235H174ZM195 236V235H194ZM244 236V235H243ZM242 236V237H243ZM4 237V236H2ZM96 237V238H95ZM172 237V236H171ZM178 237V236H177ZM208 237V236H207ZM215 237V236H214ZM254 236H251L253 238ZM261 237H264L262 235ZM80 238V237H79ZM114 238V239H113ZM162 238V237H161ZM180 238V237H179ZM199 238V237H198ZM247 238V237H246ZM65 239V238H64ZM152 239V238H151ZM195 239V238H194ZM250 239V237H249ZM254 239V238H253ZM252 239V240H253ZM263 239V238H262ZM75 240V239H74ZM77 240V239H76ZM75 240V241H76ZM79 240V239H78ZM85 240V239H83ZM256 240V239H254ZM1 241V240H0ZM71 241V239H70ZM73 241V240H72ZM74 241V242H75ZM82 241V240H81ZM234 241V240H233ZM249 241V240H248ZM247 241V242H248ZM66 242V240H65ZM100 242V243H99ZM137 242V241H136ZM180 242V240L178 241ZM208 242V240H207ZM215 242V241H214ZM252 242V241H251ZM254 242V241H253ZM67 243V242H66ZM84 244L87 242H83ZM139 243V242H138ZM153 243V242H152ZM155 243V242H154ZM73 244V243H72ZM75 246L77 244L74 243ZM82 244V243H81ZM182 244V243H180ZM235 244V243H234ZM243 244V243H242ZM246 244V243H245ZM251 244V243H250ZM78 245V244H77ZM80 245V242H79ZM185 245V244H184ZM198 245V244H197ZM201 245V244H200ZM207 245V244H205ZM240 245V244H238ZM74 246V245H73ZM72 246V247H73ZM91 246V242H90ZM88 248V250L92 247ZM144 246V245H143ZM246 246V245H245ZM249 246V245H248ZM92 247V248H93ZM102 247V246H101ZM137 247V245H136ZM251 259L254 264H264V241L263 240H256L255 243H253L251 246ZM87 248V246H86ZM246 248V247H245ZM75 249V248H73ZM96 249V248H95ZM100 249V248H99ZM155 249V248H154ZM250 249V248H249ZM88 251L87 249H84ZM94 249H92L93 251ZM139 252L141 253L139 256L141 260V263L144 262L146 263L147 259V253L146 250L144 249H138ZM232 250V249H231ZM73 251V250H72ZM76 251V250H75ZM74 251V252H75ZM80 252H84L83 249L82 251L79 250ZM242 251V250H241ZM78 252V251H76ZM91 252V251H90ZM95 252V250L93 251ZM244 252V251H243ZM73 253V252H72ZM89 253V252H87ZM86 253V255H88ZM155 253V252H154ZM162 253V252H161ZM160 253V254H161ZM78 255L80 254L79 257L83 256L81 253H77ZM83 254V253H82ZM92 254V253H91ZM95 254V253H94ZM153 254V253H152ZM222 254V253H221ZM28 256V255H26ZM230 256V255H229ZM85 257V256H84ZM82 257V258H84ZM162 257V256H161ZM225 257V256H224ZM86 258V257H85ZM92 258V257H91ZM90 255L88 259H91ZM159 258V257H158ZM157 258V260H158ZM163 258V257H162ZM217 258V257H216ZM235 258V257H234ZM248 259V257H246ZM153 259V258H152ZM245 259V258H244ZM246 260V259H245ZM98 261V260H97ZM228 261V260H227ZM92 262V261H91ZM250 262V261H249ZM100 263V262H99ZM148 263V262H147ZM160 263V262H159ZM245 263V262H243ZM252 263V262H251ZM252 263V264H253ZM101 264V263H100ZM103 264V262H102ZM212 264V263H210Z\"/></svg>",
	"mask_w": 264,
	"mask_h": 264
}]
</instances>
